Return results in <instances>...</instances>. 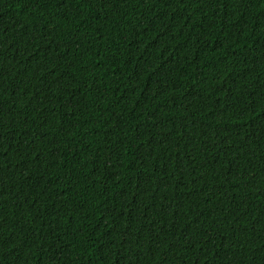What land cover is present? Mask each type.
Here are the masks:
<instances>
[{"label":"trees","instance_id":"trees-1","mask_svg":"<svg viewBox=\"0 0 264 264\" xmlns=\"http://www.w3.org/2000/svg\"><path fill=\"white\" fill-rule=\"evenodd\" d=\"M0 264H264V0H0Z\"/></svg>","mask_w":264,"mask_h":264}]
</instances>
